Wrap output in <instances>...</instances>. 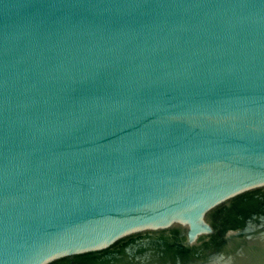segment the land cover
I'll use <instances>...</instances> for the list:
<instances>
[{
	"label": "water",
	"instance_id": "1",
	"mask_svg": "<svg viewBox=\"0 0 264 264\" xmlns=\"http://www.w3.org/2000/svg\"><path fill=\"white\" fill-rule=\"evenodd\" d=\"M0 264H264V0H0Z\"/></svg>",
	"mask_w": 264,
	"mask_h": 264
}]
</instances>
